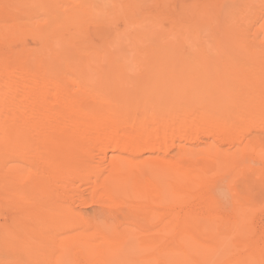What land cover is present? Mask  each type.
Returning a JSON list of instances; mask_svg holds the SVG:
<instances>
[{"label":"bare ground","instance_id":"6f19581e","mask_svg":"<svg viewBox=\"0 0 264 264\" xmlns=\"http://www.w3.org/2000/svg\"><path fill=\"white\" fill-rule=\"evenodd\" d=\"M251 149L264 163V0H0V197L67 220L64 247L128 264L139 235L152 264L229 244L246 251L224 264H263L244 224L261 186H232ZM10 163L40 164L38 182Z\"/></svg>","mask_w":264,"mask_h":264},{"label":"rangeland","instance_id":"374dc122","mask_svg":"<svg viewBox=\"0 0 264 264\" xmlns=\"http://www.w3.org/2000/svg\"><path fill=\"white\" fill-rule=\"evenodd\" d=\"M97 33L100 36H105L108 32L106 29L97 28ZM28 41V46H32L33 43ZM231 150L234 151L235 148H231ZM248 152L244 165L240 164L238 167L242 172L236 175L232 186L238 189L244 184L245 179H250L254 186H261L255 196L259 208L247 212L248 216L244 224L246 231L249 232L247 235L259 240V247H262L261 242H264V163L258 159V155L253 149ZM11 165L18 167V173L23 176H26L29 170L37 173L38 167L41 166L35 163H10L9 166ZM36 173L31 176L27 175L28 178L21 180L25 189L38 182L39 177L35 175ZM78 187L83 200L89 199L91 196L89 185L81 183ZM50 189L52 191V185ZM87 203L83 202V205L85 206ZM223 206L224 212L232 214V199L225 201ZM85 207H87V213H91L97 205L92 203ZM55 216V212L51 210L29 206L21 208L14 203H6L3 197H0V264H99L101 257L95 252L88 255L82 249L77 251L76 247L63 246V238L77 233L79 230L70 227L67 220H58ZM106 216L111 217L115 222L122 223L121 229L130 230L135 236L137 234H152L158 230L152 225V221L140 212L111 208L107 210ZM136 237L130 246L132 260L128 264H152V260L147 259V256L154 249L140 244V236ZM191 251L195 255L194 259L198 261H202L206 257L205 250L197 245H193ZM245 251V248L229 244L228 249L220 254L213 264H224L227 256L233 257L234 253L243 254Z\"/></svg>","mask_w":264,"mask_h":264}]
</instances>
